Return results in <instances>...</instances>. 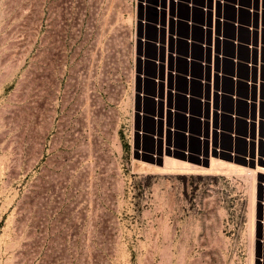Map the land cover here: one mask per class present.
<instances>
[{"label":"rangeland","instance_id":"obj_1","mask_svg":"<svg viewBox=\"0 0 264 264\" xmlns=\"http://www.w3.org/2000/svg\"><path fill=\"white\" fill-rule=\"evenodd\" d=\"M141 1L0 0V264H257L264 253V175L253 173L264 162L223 155L207 173L204 155L135 151ZM190 110L200 115L199 101ZM166 158L196 170L158 169Z\"/></svg>","mask_w":264,"mask_h":264},{"label":"built area","instance_id":"obj_2","mask_svg":"<svg viewBox=\"0 0 264 264\" xmlns=\"http://www.w3.org/2000/svg\"><path fill=\"white\" fill-rule=\"evenodd\" d=\"M180 9L188 15H180ZM196 12L202 20L196 21ZM242 15L247 22L241 21ZM195 31L201 32L200 39L195 38ZM242 32L246 41L241 39ZM196 50L201 53L199 57ZM135 51L137 153L154 160L163 159L170 151L171 155L184 154L185 159L204 155L208 162L223 155L247 166L264 162V0H249L247 4L240 0H204L198 4L193 0H142ZM180 81L183 90L178 87ZM194 84L202 87L201 95L193 94ZM179 98L186 103L185 110L177 106ZM195 101L202 107L200 115L191 113L190 105ZM226 102L228 109L223 106ZM147 103L153 104L154 111L147 110ZM177 119L185 124L182 129L176 127ZM193 121L200 125V134L191 131ZM147 122L154 125L150 131L144 128ZM222 122L229 126L222 127ZM240 126L246 132L240 133ZM178 137L184 140L182 147L175 143ZM222 139L227 147L222 146ZM192 140H200L197 153L190 149ZM147 141L152 143L150 150L144 148ZM241 142L246 146L243 152L238 150ZM259 184L264 191V179Z\"/></svg>","mask_w":264,"mask_h":264},{"label":"bare ground","instance_id":"obj_3","mask_svg":"<svg viewBox=\"0 0 264 264\" xmlns=\"http://www.w3.org/2000/svg\"><path fill=\"white\" fill-rule=\"evenodd\" d=\"M212 160V159H211ZM210 160V161H211ZM209 161V162H210ZM218 160H215L213 159L212 162L210 163V166L209 168H203L204 171H207L208 172H212V171H217L218 169H220V165L222 164H219L217 163ZM225 164V163H223ZM259 165V164H258ZM148 166V165H147ZM152 167V166H151ZM226 167V166H225ZM231 166H229L230 168ZM233 167V166H232ZM236 167V166H235ZM239 167V166H238ZM228 168V167H227ZM158 169H161L162 171H174L175 169H177L178 171H184L185 173V170H196V168L193 166H190L188 163L186 162H180V161H177V160H173L171 158H166V160H164V163L162 164V167L161 168H158ZM170 169H174V170H170ZM223 169V167L221 168ZM235 170V168H232V170ZM238 169V168H237ZM175 170V171H177ZM233 172V171H232ZM259 173V174H263L264 175V168H259V167H256L254 170H253V173ZM247 173V172H246ZM183 174V173H182ZM255 175V174H254ZM254 181V179H253Z\"/></svg>","mask_w":264,"mask_h":264},{"label":"snow or ice","instance_id":"obj_4","mask_svg":"<svg viewBox=\"0 0 264 264\" xmlns=\"http://www.w3.org/2000/svg\"><path fill=\"white\" fill-rule=\"evenodd\" d=\"M262 255H264V253H260V252L258 251V260H257V264H259V258H260V256H262Z\"/></svg>","mask_w":264,"mask_h":264}]
</instances>
